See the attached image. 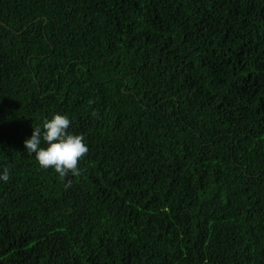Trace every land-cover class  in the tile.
<instances>
[{
	"label": "trees",
	"instance_id": "trees-1",
	"mask_svg": "<svg viewBox=\"0 0 264 264\" xmlns=\"http://www.w3.org/2000/svg\"><path fill=\"white\" fill-rule=\"evenodd\" d=\"M4 167L0 264H264V0H0Z\"/></svg>",
	"mask_w": 264,
	"mask_h": 264
},
{
	"label": "clouds",
	"instance_id": "clouds-1",
	"mask_svg": "<svg viewBox=\"0 0 264 264\" xmlns=\"http://www.w3.org/2000/svg\"><path fill=\"white\" fill-rule=\"evenodd\" d=\"M71 120L67 115L54 113L43 121L42 126L34 127L32 135L24 140L29 154H33L43 169L53 168L61 177L71 173L79 175L80 159L87 153L88 147L81 134L68 131ZM9 169H0V181L7 182Z\"/></svg>",
	"mask_w": 264,
	"mask_h": 264
}]
</instances>
